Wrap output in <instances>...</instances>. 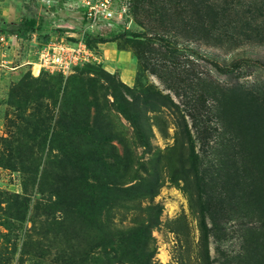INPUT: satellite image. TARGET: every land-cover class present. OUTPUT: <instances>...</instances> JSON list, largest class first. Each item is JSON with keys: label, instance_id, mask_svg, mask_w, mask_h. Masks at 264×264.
Here are the masks:
<instances>
[{"label": "rangeland", "instance_id": "rangeland-1", "mask_svg": "<svg viewBox=\"0 0 264 264\" xmlns=\"http://www.w3.org/2000/svg\"><path fill=\"white\" fill-rule=\"evenodd\" d=\"M214 1L220 2H209ZM44 2L0 0V30L9 37L0 44V190L10 205L4 219L17 239L12 264H264V16L254 15L258 32L247 30L235 9L214 28L198 31L201 41L190 29L194 22L184 19L195 10L196 0H187L183 9L172 8L171 22L163 27L141 17L132 20L127 28L142 32L139 38L89 43L101 67L79 66L61 75L36 73L37 50L49 40L76 38L71 35L83 25L81 13L58 0ZM29 17L44 22L20 39L18 28ZM118 29L123 28L98 32ZM158 37L172 48L165 50ZM118 50L128 57L113 59ZM160 63L170 64L174 76L153 72ZM138 73L144 76L142 87L149 86L147 102L158 106L142 110L141 130L121 113L126 106L121 94L133 98L119 85L138 91ZM198 77L220 87L221 116L214 149L202 152L196 139L195 149L205 166L219 168L228 179L225 187L207 192L214 196L209 204L180 130L182 115L199 94ZM184 119L195 138L191 118ZM86 123L91 129H84ZM75 159H83L84 167L101 161L94 172L114 181L100 213L90 216L83 209L80 216L54 203L56 181L73 175ZM13 194L28 199L24 215ZM1 232L7 229L0 225ZM108 237L131 250L126 261L114 263L121 255L102 248L101 238Z\"/></svg>", "mask_w": 264, "mask_h": 264}, {"label": "trees", "instance_id": "trees-1", "mask_svg": "<svg viewBox=\"0 0 264 264\" xmlns=\"http://www.w3.org/2000/svg\"><path fill=\"white\" fill-rule=\"evenodd\" d=\"M209 1L210 0H196L195 10L193 11V13H189V16H184V19L188 18L190 22H194V27H192L190 24V29L197 40L202 39L201 41H205L203 40V38H201L202 33L198 31L206 32L207 26L214 28V24H216L220 19L223 20L227 13L231 11L234 12L235 9H239V16L245 19L243 25L248 28L247 30H256L258 32L260 25L257 24L254 15L264 16V0H250L249 3H246L245 0H220V2L214 1V7ZM184 2H186V5L188 6L187 0H132V20L136 22L137 19L141 17L142 19L144 18L147 21H154L156 23H159L163 27L171 22V20L169 19L172 16V8L176 5H181V8L183 9ZM215 3H217L216 7ZM43 22L44 20L42 18L39 20L34 17H29L28 19H25L18 28V34L20 35L19 38L28 39L27 37L29 36V34L33 33L36 29H41V25L43 24ZM223 25L225 27H228L230 25V22H227ZM115 27L119 28L122 26ZM122 28L123 29L111 31L107 34H100L97 31H86L83 35V39L86 45L89 48L93 49L94 47H91L90 45L91 42L104 43L108 41H113L118 38L129 36L139 38L143 34L142 32H134L131 29L124 27ZM75 31H77V29H75ZM158 38L162 40L165 50H169L172 48L171 41L163 37ZM228 38H230V36H228ZM143 53L145 54H142L141 57L145 59V64L143 65L145 69L148 68V63H146L148 58L145 57L147 51H144ZM85 65L96 67L102 66V64ZM213 65L220 69L216 61L213 62ZM152 71L162 72V75H167L168 77L174 76V69L170 64L160 63L157 68L152 67ZM58 74L63 75L62 73ZM142 77H144L143 74L138 73L136 78L137 84L140 87L138 91L135 88L130 89L124 83L119 82L120 86L125 87L126 91L131 92V97L133 98V101L131 102L134 105V107L130 108L131 102L121 94V98L123 97V102L121 103L126 104L124 108H121V113L126 118H128L134 125V127L138 130H141L142 128V125L139 122V116L142 113V110L145 109L152 111L155 108H158L155 101L151 103L147 102L150 98V91L149 86L146 88L142 87L143 83L140 82V80L142 81ZM197 82L199 94L192 100L193 104L189 107L187 112L182 115L183 125L180 126L182 128H180V130L181 133L185 135V138H187L188 142L189 150L187 154V159L190 160V165L194 171L197 183L200 182L202 189H204L206 193V197L208 196L206 204H209L211 200H213L214 196L207 195V192L214 191L215 186H221L222 188L225 187L226 185H228V179L226 178L225 174L220 171L219 168H212L210 165L208 167L202 163V157L200 156L201 152L199 153V151L195 149V141H198L200 149L204 153H206L207 149L210 147L211 149H214V140L215 138H217V136H215L217 133V124L219 123L218 115L221 116L220 112L217 111V95L219 93L220 87L218 85H213V83H206L201 77H198ZM155 93L156 95L159 94L158 92ZM112 95L116 100L117 95L115 93ZM170 102L172 103L171 100ZM185 115H188L191 118L192 127L196 131V137L194 136L195 138L192 137L191 130L184 119ZM217 120L218 122H216ZM84 129H91V126L86 123ZM141 137L142 136L140 135V138ZM94 138L97 139L96 141H99L101 139L100 132L96 131ZM83 161V159H75L71 161L70 163L73 165V168L75 170L73 175L69 177L67 181H56V186L60 187V190L55 191L56 201H54V203H63L65 207H68L65 210H78L77 214H79L80 216H83L84 209L85 214L91 216L95 212L100 213L102 208L104 209L105 204L108 201V195H110L111 191L114 189L109 188L112 187L111 185H114V181L112 178L110 179V176H105L101 175L99 172H94L95 167L97 166V164L100 165L101 161L99 163L93 162L91 165H89L90 167H84ZM90 169L92 170V172H89ZM150 183V190L154 191L156 185L158 184V179L155 178L153 182ZM82 184L87 185L86 189H93L90 191H84ZM5 193L6 192L0 190V225L7 229V232L0 233V238L3 240V242H1L0 244V264H12V262L14 261L13 258L15 255L17 239L12 235L13 229L10 228V226L6 223V219H4L6 208L10 206L8 200H6L4 197ZM13 195L17 198L16 202H19L23 205L24 215V213H26L29 208L28 199L26 197H22V199L20 200L18 194ZM82 206L83 208H81ZM54 210L57 209L50 208L49 211ZM16 219L20 220L19 217H16ZM23 219L24 216H22V220ZM100 245L104 250L107 247H110V249L114 250L115 253L121 255L118 257L115 256L117 258L116 262L114 263H121V261H126L123 256L126 252L128 254L131 252V250H128L127 245L123 244V241L121 239L115 240L112 237H108L107 239L101 238ZM122 246L124 248H122Z\"/></svg>", "mask_w": 264, "mask_h": 264}, {"label": "built area", "instance_id": "built-area-1", "mask_svg": "<svg viewBox=\"0 0 264 264\" xmlns=\"http://www.w3.org/2000/svg\"><path fill=\"white\" fill-rule=\"evenodd\" d=\"M44 3H53L56 0H42ZM64 5L74 7L81 13L82 27L73 32L76 38L65 41L61 37L58 41H48L40 45L37 50L38 65L37 72L42 70L50 73L58 72L69 74L76 67L85 64H101L100 55L89 48L83 35L86 31L95 32L106 26L128 27L132 22L131 5L132 0H58ZM69 1V2H68ZM8 35L0 32V44H4ZM21 39V38H20ZM31 64V65H33ZM34 65L31 67L34 69ZM34 73V72H33Z\"/></svg>", "mask_w": 264, "mask_h": 264}, {"label": "crops", "instance_id": "crops-1", "mask_svg": "<svg viewBox=\"0 0 264 264\" xmlns=\"http://www.w3.org/2000/svg\"><path fill=\"white\" fill-rule=\"evenodd\" d=\"M110 56L115 60H122V59H126L128 57L127 53L125 51H121V50H118L116 53H114Z\"/></svg>", "mask_w": 264, "mask_h": 264}, {"label": "bare ground", "instance_id": "bare-ground-1", "mask_svg": "<svg viewBox=\"0 0 264 264\" xmlns=\"http://www.w3.org/2000/svg\"><path fill=\"white\" fill-rule=\"evenodd\" d=\"M36 65V64H35ZM37 71V70H36Z\"/></svg>", "mask_w": 264, "mask_h": 264}]
</instances>
